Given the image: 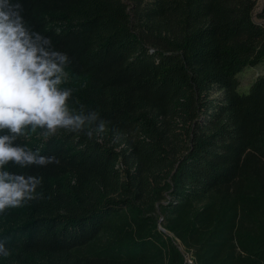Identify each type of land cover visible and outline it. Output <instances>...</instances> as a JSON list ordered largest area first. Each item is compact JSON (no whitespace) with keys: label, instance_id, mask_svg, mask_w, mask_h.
I'll return each instance as SVG.
<instances>
[{"label":"trees","instance_id":"1","mask_svg":"<svg viewBox=\"0 0 264 264\" xmlns=\"http://www.w3.org/2000/svg\"><path fill=\"white\" fill-rule=\"evenodd\" d=\"M11 2L106 124L24 130L58 163L5 166L43 179L0 213V264H264V73L239 77L264 64L258 0Z\"/></svg>","mask_w":264,"mask_h":264},{"label":"clouds","instance_id":"2","mask_svg":"<svg viewBox=\"0 0 264 264\" xmlns=\"http://www.w3.org/2000/svg\"><path fill=\"white\" fill-rule=\"evenodd\" d=\"M21 3L0 0V213L31 200L42 177L19 175L5 170L10 163L27 167L58 163L55 157L40 155L16 143L31 128L54 136L58 130L80 132L95 125L103 134L106 122L95 111L81 108L73 113L68 106L71 89L65 71L69 57L51 47L49 38L26 28ZM89 138L92 131L88 132ZM0 255L7 256L3 243Z\"/></svg>","mask_w":264,"mask_h":264},{"label":"rangeland","instance_id":"3","mask_svg":"<svg viewBox=\"0 0 264 264\" xmlns=\"http://www.w3.org/2000/svg\"><path fill=\"white\" fill-rule=\"evenodd\" d=\"M259 6V5H258ZM257 6V18L258 19H264V16H260L259 13L261 11L258 10ZM264 73V64L256 65V66H251L247 67L244 71H242L239 74L241 84H240V92H248L250 89V86L253 82V80L260 74Z\"/></svg>","mask_w":264,"mask_h":264},{"label":"water","instance_id":"4","mask_svg":"<svg viewBox=\"0 0 264 264\" xmlns=\"http://www.w3.org/2000/svg\"><path fill=\"white\" fill-rule=\"evenodd\" d=\"M258 10L259 11H262L263 9H264V0H258ZM257 9H256V12H255V14H254V19L257 21V22H259V23H262V25L264 24V19H258L257 18ZM161 220V219H160ZM159 227H160V229H162V230H164V231H166V228L162 225V224H160L159 225Z\"/></svg>","mask_w":264,"mask_h":264},{"label":"built area","instance_id":"5","mask_svg":"<svg viewBox=\"0 0 264 264\" xmlns=\"http://www.w3.org/2000/svg\"><path fill=\"white\" fill-rule=\"evenodd\" d=\"M190 262H192V260H189Z\"/></svg>","mask_w":264,"mask_h":264}]
</instances>
